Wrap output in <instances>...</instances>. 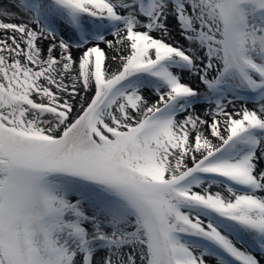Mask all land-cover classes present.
Listing matches in <instances>:
<instances>
[{
	"label": "snow or ice",
	"instance_id": "6c2138e0",
	"mask_svg": "<svg viewBox=\"0 0 264 264\" xmlns=\"http://www.w3.org/2000/svg\"><path fill=\"white\" fill-rule=\"evenodd\" d=\"M0 264H264V0H0Z\"/></svg>",
	"mask_w": 264,
	"mask_h": 264
},
{
	"label": "bare ground",
	"instance_id": "6f19581e",
	"mask_svg": "<svg viewBox=\"0 0 264 264\" xmlns=\"http://www.w3.org/2000/svg\"><path fill=\"white\" fill-rule=\"evenodd\" d=\"M109 39H112V37L111 36H109L108 37ZM177 39H180V37L179 36H177ZM181 43H183V41L181 40ZM184 82H188L187 81V79H185V81ZM193 87H195V85L193 84ZM249 107L251 108V105H249Z\"/></svg>",
	"mask_w": 264,
	"mask_h": 264
}]
</instances>
